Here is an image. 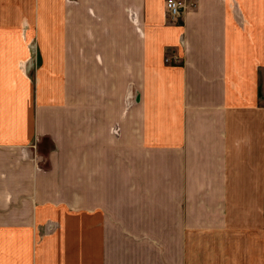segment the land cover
I'll return each mask as SVG.
<instances>
[{"label":"crops","instance_id":"1","mask_svg":"<svg viewBox=\"0 0 264 264\" xmlns=\"http://www.w3.org/2000/svg\"><path fill=\"white\" fill-rule=\"evenodd\" d=\"M39 1L35 70L0 25V264H241L184 243L229 225L241 167L264 197V0H77L71 26Z\"/></svg>","mask_w":264,"mask_h":264},{"label":"rangeland","instance_id":"2","mask_svg":"<svg viewBox=\"0 0 264 264\" xmlns=\"http://www.w3.org/2000/svg\"><path fill=\"white\" fill-rule=\"evenodd\" d=\"M63 5H66L68 9V16L69 18L71 17V19H68V25L71 26L72 23H75L74 17L77 15V11L73 10L77 8V0H47L45 10H51V15L56 18V25L58 22L60 24L63 23L62 25H64L65 20L67 19H65V12L63 13V16H61V11H63L65 7H62ZM43 6L44 5H42V2L39 0H0V14L6 17L9 16L7 12L13 13V17H6L5 20L3 18L0 25H5V22L13 23L14 25L10 24L18 29L17 33L19 35V40L24 42L28 49L29 55L25 59L24 63H22V67L25 72H31L33 69L35 70L41 62L42 54L39 46L41 45V37L45 34L41 33V19L38 16V11L41 10ZM72 7L74 8L72 9ZM165 16L167 19H171L167 10H165ZM48 36L49 34L44 37ZM0 37L2 40L10 38L9 31H3L0 34ZM62 39H64L63 36ZM246 118V115H243V121L246 120ZM54 150H56L55 144L54 147L47 152V156H49V154ZM48 163H50L49 160ZM239 175V182L241 186L231 188L232 190L238 189V191L235 193H227L228 203L225 213L227 224L229 225H225V228H220L217 232V234L219 233L218 235H216V233L215 235L213 233L208 235L202 233V236L197 234V239L194 241L187 242L186 239L184 248L187 256L189 255V251L192 252L193 250L194 252H202L204 250L206 251V254L210 251L219 252L218 256L225 252L226 257L228 258V255L233 250H239L242 253V258H239L241 264H246V262H248V257L245 253H249L250 248H252L250 241L251 234L253 231H259V229L264 227L262 220L263 216L260 215V211H262L260 209L263 207L264 197L261 200V194H253L252 191L250 192V189L252 190V188H250V174L245 167H241ZM6 196V198L10 201L12 198H9L14 195L9 194ZM78 196H85L89 199L90 194L86 193ZM59 197L60 196L56 194H44L40 197V200L45 198L57 200ZM164 212L165 211L162 210L163 214ZM156 216H159L157 212ZM220 230L222 232H220ZM198 259L201 261V258ZM185 260L188 262V258ZM185 260H183V263ZM220 260L230 259L221 258Z\"/></svg>","mask_w":264,"mask_h":264},{"label":"built area","instance_id":"3","mask_svg":"<svg viewBox=\"0 0 264 264\" xmlns=\"http://www.w3.org/2000/svg\"><path fill=\"white\" fill-rule=\"evenodd\" d=\"M194 4L193 0H166L165 2L167 13L172 19L181 16L187 8Z\"/></svg>","mask_w":264,"mask_h":264}]
</instances>
